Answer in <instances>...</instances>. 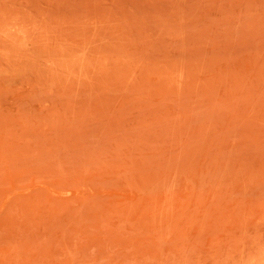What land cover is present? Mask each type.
<instances>
[{
  "label": "rangeland",
  "instance_id": "rangeland-1",
  "mask_svg": "<svg viewBox=\"0 0 264 264\" xmlns=\"http://www.w3.org/2000/svg\"><path fill=\"white\" fill-rule=\"evenodd\" d=\"M0 264H264V0H0Z\"/></svg>",
  "mask_w": 264,
  "mask_h": 264
}]
</instances>
